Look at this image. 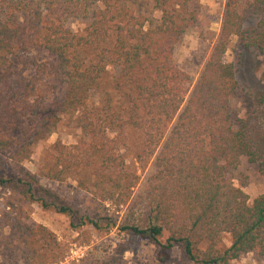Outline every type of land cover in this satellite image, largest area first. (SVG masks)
<instances>
[{"label": "trees", "instance_id": "16d2710c", "mask_svg": "<svg viewBox=\"0 0 264 264\" xmlns=\"http://www.w3.org/2000/svg\"><path fill=\"white\" fill-rule=\"evenodd\" d=\"M192 1L151 0L160 12L153 20L123 0H0V154L14 171L0 158L7 191L0 193V264H61L69 252L17 200L66 215L78 233L116 227L153 245L160 261L173 247L193 264L264 255V192L249 202L231 177L242 156L259 162L264 177V151L233 116L238 83L225 57L233 36L264 52V22L245 35L241 0H226L219 34L189 87L175 51L200 26ZM254 3L264 12V0ZM64 117L79 140L54 142L34 171L26 167L33 146ZM129 128L154 155L138 190L120 152ZM69 177L79 202L51 186ZM223 233L230 244L221 248ZM124 251L125 244H96L72 264H123Z\"/></svg>", "mask_w": 264, "mask_h": 264}, {"label": "rangeland", "instance_id": "374dc122", "mask_svg": "<svg viewBox=\"0 0 264 264\" xmlns=\"http://www.w3.org/2000/svg\"><path fill=\"white\" fill-rule=\"evenodd\" d=\"M123 1L147 18L159 19L160 12L154 8L151 0ZM225 3L226 0H193L190 3V8L198 13L200 26L184 34L175 51L177 64L190 76L189 87L201 72L212 44L219 34ZM239 11L243 14L242 28L245 35L261 32L260 22H264V12L256 6L254 0H241ZM81 26L78 22L74 24L75 28ZM225 57L233 63L238 83L230 97L233 116L236 120L245 121V131L252 146L264 151V52L244 44L239 37L233 36ZM98 98L99 95L95 94L93 101H97ZM169 127L170 124L167 125L166 130ZM79 137L80 131L76 128L73 119L64 117L52 133L33 146V153L25 162V166L34 171L39 159L51 144L56 141L65 145L75 144ZM147 151L141 133L129 128L120 152L124 155L130 170L137 175L134 190H138L143 185L153 168L154 155H149ZM0 158L4 167L10 173L14 172L9 167V160L5 158V154H0ZM231 177L233 184L248 195L249 202L264 192V177L260 171V163L252 162L246 156L241 157ZM51 186L72 202H79L82 198V193L76 187L73 178L52 182ZM5 192L7 193L6 190L0 189V193ZM17 202L29 212L33 220L47 226L59 240L69 244L68 255L61 264H72L73 260L78 259L85 250L96 244L101 248L110 249L116 248L118 244H125L126 251L122 253L123 264H193L178 247L171 248L167 253V259L160 261L157 258L158 251L153 245L144 239L128 238L116 227L108 232H97L86 226L78 233L70 228L66 215L42 209L35 203L30 204L21 200ZM229 244L230 235L223 233L219 246L224 248ZM232 264H264V255L246 252L234 259Z\"/></svg>", "mask_w": 264, "mask_h": 264}]
</instances>
